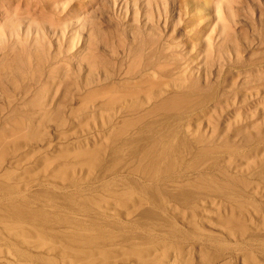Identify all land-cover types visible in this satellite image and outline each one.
<instances>
[{"label":"rangeland","instance_id":"rangeland-1","mask_svg":"<svg viewBox=\"0 0 264 264\" xmlns=\"http://www.w3.org/2000/svg\"><path fill=\"white\" fill-rule=\"evenodd\" d=\"M9 193L62 248L103 219L64 196L112 197L126 232L97 229L118 241L46 253L5 233L53 264H264V0H0ZM0 244V264H31Z\"/></svg>","mask_w":264,"mask_h":264},{"label":"bare ground","instance_id":"bare-ground-1","mask_svg":"<svg viewBox=\"0 0 264 264\" xmlns=\"http://www.w3.org/2000/svg\"><path fill=\"white\" fill-rule=\"evenodd\" d=\"M151 157V153L149 151L145 153H141L139 149H136L133 152V158L135 161L140 162V166L138 169L140 173L146 178L154 177V171L151 169L149 170L146 167V161L148 158ZM149 165H154L153 162H149ZM144 165V166H143ZM117 177H112L108 181H116ZM105 182V183H106ZM110 182L108 184H112ZM106 184V185H108ZM181 187L191 189L192 191L196 189L193 184L188 182H183ZM168 190V189H167ZM197 192L196 194H198ZM202 192H200L201 194ZM10 196H3L5 198V202L11 203L7 208L2 205L3 200L0 199V243H5L7 247L12 250V253L17 257V260L22 263H37V264H53L51 259L43 257L42 255H35L29 252L26 249L20 248L16 243L7 242L10 238V235L4 237L7 231L12 230L14 232V237L18 239V241L22 244H27V246L35 248V249H45L46 253L50 251H64V249H69V251H77L81 247H85L87 244L90 247L98 246L100 243L108 244L110 242L118 241L116 236H110L106 233L100 232L98 230V226L105 227V230L108 233L116 231L115 235H119L125 233L126 230L123 226L115 225L114 221L111 220L110 216L113 214V202L112 197L110 194L103 195V196H95L92 198H86L84 194H68L64 196V200L67 203L71 204V207L80 212L90 213L95 218L96 216H102L101 222L97 220H85L84 222L75 223V225H85L86 223L90 222L89 225H85L84 228L80 231L78 228L71 227L72 229L67 230L66 232L69 234L66 240V243L70 245L69 248L66 246H60L56 244L55 235L51 234V231L43 232L38 229L39 226H47V215L42 214L38 211V209L27 205L24 200H22L23 194L16 193L15 195L9 193ZM19 194V195H18ZM149 195V193H147ZM168 200H175L176 193L169 191L166 192ZM199 194V195H200ZM27 199H31L27 197ZM149 200V199H148ZM5 203V205L7 204ZM136 208H141L142 203H136ZM5 212V213H4ZM143 219L145 220L146 224H156V218L151 213L143 212ZM87 228V229H86ZM86 229V231H84ZM112 230V231H110ZM54 231V230H53ZM143 231L151 232V228L148 226ZM30 241V242H29ZM76 246V249L73 250V247ZM1 247V244H0Z\"/></svg>","mask_w":264,"mask_h":264}]
</instances>
